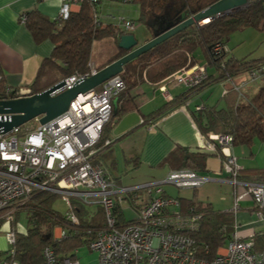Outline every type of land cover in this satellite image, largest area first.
<instances>
[{
	"label": "built area",
	"instance_id": "2783aa9c",
	"mask_svg": "<svg viewBox=\"0 0 264 264\" xmlns=\"http://www.w3.org/2000/svg\"><path fill=\"white\" fill-rule=\"evenodd\" d=\"M76 1L80 0L65 1L59 18H67L70 2ZM91 1L97 3V0ZM94 19V23L99 25L96 12ZM203 22L200 25L205 24ZM118 27L128 32L134 30L130 21L119 20ZM212 51L219 57L228 50L224 44L216 43ZM96 72L91 69L83 75L74 74L63 79L65 86L61 91L70 89L79 79ZM248 74L251 78L264 76V63H256ZM208 76L205 64H190L189 59L186 66L161 80L158 88L168 98V85L179 84L190 89L201 85ZM2 78L0 73V80ZM124 88L123 80L117 75L100 87L79 95L70 102L67 111L44 124L37 117L34 119L37 122L35 127L23 129L21 125L7 132L3 126L0 127V224L9 225L5 233L11 245L7 256L13 253L11 247L20 231L16 230L14 214L35 193L47 191L60 196L66 203L68 211L64 217L71 226L78 224L73 199L102 207L106 225L97 230L87 244L90 251L97 253L96 264H263L261 257L253 251V242L241 239L236 233L216 250L212 259L197 256L191 235L199 230L202 213L193 208L182 212L179 200L165 196L163 186L169 184L178 189H196L208 181L207 178L185 168L169 171L160 181L124 187L118 185L100 165L97 158L111 144L109 139H105L101 145V132L112 117L113 99ZM232 89L237 91L241 101L245 100L238 86L233 85ZM6 90L11 89L6 86ZM10 120L11 115L0 114V122ZM209 137L218 142L226 156L224 166L230 181L244 188V194L251 197L257 208L258 217L264 220V182L239 178L240 167L235 157L225 151L232 139L230 135L210 134ZM214 145L209 142L207 148L213 150ZM141 189L144 201L139 208L129 206L134 211L131 222L117 227V206L122 210L121 204L126 196ZM236 208L235 201L232 211ZM52 235L59 241L66 237V230L57 226ZM0 264L21 263L7 258ZM41 264H80V261L76 256L59 258L52 248L45 247Z\"/></svg>",
	"mask_w": 264,
	"mask_h": 264
},
{
	"label": "trees",
	"instance_id": "16d2710c",
	"mask_svg": "<svg viewBox=\"0 0 264 264\" xmlns=\"http://www.w3.org/2000/svg\"><path fill=\"white\" fill-rule=\"evenodd\" d=\"M216 1L218 0H132L138 6V16L132 23L134 26L144 27L145 33L149 35L147 40H150L161 31L158 27L160 21L176 24ZM79 2L81 5L79 12H70L65 19L56 18L51 21L38 11L25 15L26 27L34 41L40 43L49 40L53 44V50L51 55L43 60L30 87L10 88L11 90L7 92L4 78H2L0 100L39 93L58 82L60 77L88 73L93 42L110 37L118 44L121 35L133 33L116 25L105 27L96 25L94 14L97 11V4L91 0ZM248 27L264 31V0H252L246 8L232 14L212 19L202 25L193 24L125 64L119 73L125 88L113 99L119 106L115 117L134 108L131 92L144 79L154 84L160 83L167 76L186 66L189 59L192 64L197 51L203 53L207 66L214 67L219 76L215 78L208 76L201 85L190 88L191 92L197 91L206 84L232 77L239 72H249L254 68V62L264 63V57L257 60H237L229 56L228 52L216 57L212 51L216 43L226 44L233 32ZM125 53L119 49L108 63L117 60ZM222 62L223 67H221ZM50 77L52 80L46 84L42 83L44 80L47 82ZM224 96L227 102L225 108L217 109L212 106L197 114L196 121L200 131L204 134L212 131L230 135L232 146H250L255 139L264 140V81L255 94L245 101L237 100L239 95L232 88L227 90ZM203 120L204 123H202ZM110 123L111 121L101 132V145L106 139ZM144 123L146 121L143 118L141 124ZM193 156L183 149H176L167 156L165 161L176 158L180 160L178 167L196 170L199 164ZM241 172L243 170H239V177L244 179ZM262 173L258 178L247 179V181L264 182V172ZM131 194L126 196L127 200H132ZM57 197L59 196L47 191L37 192L16 211V213L19 212L18 216L22 213L25 215L27 226L17 233L15 243L11 247L13 249L11 255L7 256V251L0 252V262L8 258L21 264H41L42 251L45 247L52 248L59 258L66 255L73 258L76 256L74 251L87 246L94 238L96 231L104 227L102 207L95 206L96 212H91L90 205L74 199L73 209L78 224L71 226L64 214L53 208V202ZM184 203L187 206L193 204V209L202 213L203 216L199 230L191 235L195 240L196 254L204 259H212L216 250L224 245L230 236L232 218L227 213L213 211L208 206L191 203V200H185ZM132 207L139 208V204H133ZM117 208V227L128 225L131 220L124 216L120 206ZM57 226L66 230V237L59 241L54 240L52 235L53 229Z\"/></svg>",
	"mask_w": 264,
	"mask_h": 264
},
{
	"label": "crops",
	"instance_id": "0c3cea01",
	"mask_svg": "<svg viewBox=\"0 0 264 264\" xmlns=\"http://www.w3.org/2000/svg\"><path fill=\"white\" fill-rule=\"evenodd\" d=\"M65 1L67 0H0V73L8 87L12 89L30 87L43 60L48 58L53 50V44L49 40L40 43L34 41L26 27L25 15L38 11L51 21L59 19L60 9ZM96 4L97 20L102 27L118 26L119 20L132 22L138 16V6L135 2L97 0ZM80 7L79 1L70 2V12L77 13ZM171 23L160 21L158 27L163 29ZM131 34L139 45L147 42L149 38L144 27L139 25L134 26ZM224 45L227 49V44ZM118 50L114 39L110 37L93 42L89 69L100 70V66L109 64V59ZM227 52L237 60L260 59H239L232 50L229 49ZM194 55L193 63L207 66L203 53L197 51ZM207 73L209 77L219 76L211 66H207ZM247 73L239 72L228 77L230 79L225 78L206 84L192 92L183 85H168V98L161 93L159 83L154 84L144 79L131 92L134 108L115 117L119 106L113 100L111 123L106 135L111 144L103 150L97 161L118 185L131 187L132 185L128 183L130 181L134 180L139 184L152 180L160 181L169 171L182 169L178 167L179 159L165 161L176 149H183L194 155L193 158L199 164V168L193 171L208 179L209 191L217 192L218 197L215 198L216 194L210 193L202 196L198 188L182 189L178 195L163 186L164 195L177 198L184 213L194 208L193 204L187 206L185 200L208 206L213 211L227 213L232 218L230 235L236 233L241 239L251 240L253 251L261 257L264 264V220L258 217L257 208L251 197L244 194V188L230 181L231 178L224 166L226 156L221 152L218 142L210 140L209 137L210 134L220 133L209 131L204 134L196 121L197 114L202 113L205 108L212 106L217 109L225 108L227 102L223 97L233 85L239 86L245 100L255 94L261 85L250 90V82L246 80V84H241L243 75ZM232 81L235 83L232 84ZM42 83L47 82L44 80ZM143 118L146 123L141 124ZM204 122L203 120L202 123ZM209 142L215 144L213 150L207 148ZM227 147L228 150L225 151L235 157L240 170H243L241 174L244 179L258 178L264 172V140L255 139L250 146H232L230 142ZM129 170L134 171V175L130 181H126L124 173H128ZM235 201L237 208L232 211ZM88 251L89 253L82 258L78 255L79 250L76 251L80 264H86L93 259L96 262V258L91 256L93 251L89 249ZM83 258L86 262H83Z\"/></svg>",
	"mask_w": 264,
	"mask_h": 264
},
{
	"label": "water",
	"instance_id": "95a60500",
	"mask_svg": "<svg viewBox=\"0 0 264 264\" xmlns=\"http://www.w3.org/2000/svg\"><path fill=\"white\" fill-rule=\"evenodd\" d=\"M251 1L252 0H218L183 21L167 25L165 28L161 29L159 33H156L154 38L140 45L133 34L121 35L117 46L126 53L98 70L95 74L79 79L70 89L61 91L65 86V82L60 80L39 93L22 96L16 99L0 100V114L11 115V120L0 122V127L3 126L4 131L7 132L37 117H39V122L41 124L50 121L67 111L70 102L79 95L86 94L98 86H101L110 78L119 75L125 64L167 38L193 24L200 25L202 21H204L203 23H207L212 19L223 17L244 9Z\"/></svg>",
	"mask_w": 264,
	"mask_h": 264
},
{
	"label": "rangeland",
	"instance_id": "374dc122",
	"mask_svg": "<svg viewBox=\"0 0 264 264\" xmlns=\"http://www.w3.org/2000/svg\"><path fill=\"white\" fill-rule=\"evenodd\" d=\"M250 3H249V5H250ZM226 44H227V49L232 50L234 52V54L236 55V57H238L239 59H242V58L257 59V58H263L264 57V31H260V30H257V29L251 28V27L245 28L243 30L235 31L229 36V40L227 41ZM255 64L256 63L254 62L253 65H255ZM52 73L53 72H51V74ZM71 76H73V75H71ZM58 77H60V75H58ZM68 77H70V76H68ZM68 77H66V78H68ZM243 77L244 78H243L241 84L242 83L246 84V80H247L248 82H250V85H249L250 90L251 89L253 90L254 88L257 89L264 81V76H261V75L258 77H255V78H251L249 76V74L247 73L246 75L244 74ZM66 78L60 77L58 82L60 80L66 79ZM50 80H52L51 77L47 79V83ZM234 83L235 82L232 81V84H234ZM236 86H238V85H236ZM98 87H100V86H98ZM18 88H22V87H18ZM18 88H16V89H18ZM244 91L245 90L243 89V92ZM35 126H37V122L34 119H32L31 121L24 123L21 127L23 129H25L28 127H35ZM133 173H134V171H132V170H129L128 173H124V177L126 178V181L131 180V177L134 175ZM150 182H153V180ZM128 183L130 185H132L131 187L141 185V183L139 184V182L134 181V180L130 181ZM142 184H145V183H142ZM164 186L167 187L168 190L172 191L173 194L177 193L178 195H180V192L183 191L182 189L175 188L174 186L169 185V184H166ZM201 186H200V188L198 187V190L202 196H205L206 193H210L211 195L216 194L214 196L215 198L218 197L219 194L217 192H214L213 190L209 191L210 190L209 182L206 181ZM131 198H132V200L125 199L121 204L123 214L127 219H130L134 216V211L129 206H133V204H136V205L140 204L144 199V191L141 189L135 193H132ZM53 208L56 209L57 211L61 212L62 214L66 213L68 211V207H67L66 203L62 200V198L60 196L54 200ZM89 209L91 212H96L97 208L95 207V205H90ZM18 213L14 214V217H13L14 224H15L16 230L18 228V229H20V231H22L27 226L26 218H25V215L23 213L20 214V216H18ZM17 218H18V220H16ZM8 226H9L8 224H4V225L0 224V252H2V253L6 252L11 246L10 243L8 242V240L6 238V234H5ZM78 250H79L78 255L80 258L84 257L86 254L89 253L87 246L80 247L77 249V251ZM91 256L96 258V261H97L98 257H97V254L95 252H92ZM83 262H86L85 258H83ZM86 264H96L95 259H93L91 261H87Z\"/></svg>",
	"mask_w": 264,
	"mask_h": 264
},
{
	"label": "bare ground",
	"instance_id": "6f19581e",
	"mask_svg": "<svg viewBox=\"0 0 264 264\" xmlns=\"http://www.w3.org/2000/svg\"><path fill=\"white\" fill-rule=\"evenodd\" d=\"M98 71V70H97ZM97 206H99V205H97ZM101 207V206H100ZM103 213H104V211H103ZM105 219V218H104ZM106 225V220H105V223H104V226Z\"/></svg>",
	"mask_w": 264,
	"mask_h": 264
}]
</instances>
